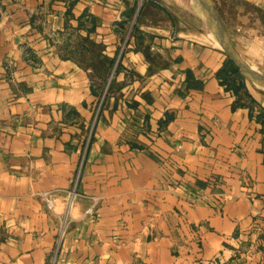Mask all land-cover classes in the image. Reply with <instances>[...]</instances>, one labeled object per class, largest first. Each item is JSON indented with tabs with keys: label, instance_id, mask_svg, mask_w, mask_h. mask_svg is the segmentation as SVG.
Here are the masks:
<instances>
[{
	"label": "crops",
	"instance_id": "1",
	"mask_svg": "<svg viewBox=\"0 0 264 264\" xmlns=\"http://www.w3.org/2000/svg\"><path fill=\"white\" fill-rule=\"evenodd\" d=\"M196 1L0 0V264H264V93ZM209 2L264 76V0Z\"/></svg>",
	"mask_w": 264,
	"mask_h": 264
},
{
	"label": "water",
	"instance_id": "2",
	"mask_svg": "<svg viewBox=\"0 0 264 264\" xmlns=\"http://www.w3.org/2000/svg\"><path fill=\"white\" fill-rule=\"evenodd\" d=\"M198 2L202 7L206 15V19L210 24L212 30L216 34L218 41L222 46L226 56L236 66L241 75L246 80H248L250 84L264 92V76L250 69L236 53L235 49L230 43L228 34L224 26L220 22L209 0H198Z\"/></svg>",
	"mask_w": 264,
	"mask_h": 264
},
{
	"label": "trees",
	"instance_id": "3",
	"mask_svg": "<svg viewBox=\"0 0 264 264\" xmlns=\"http://www.w3.org/2000/svg\"><path fill=\"white\" fill-rule=\"evenodd\" d=\"M223 68L224 69H222V70H223V73L224 74L227 71H229L228 73L231 75L232 81L234 79L238 80V82L233 87L235 91H237L238 89H241L242 87H244V80H245V78L241 75V73L238 71V69L236 68V66L229 59H226Z\"/></svg>",
	"mask_w": 264,
	"mask_h": 264
},
{
	"label": "built area",
	"instance_id": "4",
	"mask_svg": "<svg viewBox=\"0 0 264 264\" xmlns=\"http://www.w3.org/2000/svg\"><path fill=\"white\" fill-rule=\"evenodd\" d=\"M42 196H43V199H44V202H45L47 208L51 209L52 208L51 199L47 196L46 193H43ZM75 196H76V192H75L74 187H73L72 189H70L67 192L68 202H71L75 198ZM94 205H95V200H93L92 203L84 210V214H92ZM64 224H65V221L63 220V226H64ZM62 231H63V228L61 230V233H62Z\"/></svg>",
	"mask_w": 264,
	"mask_h": 264
},
{
	"label": "rangeland",
	"instance_id": "5",
	"mask_svg": "<svg viewBox=\"0 0 264 264\" xmlns=\"http://www.w3.org/2000/svg\"><path fill=\"white\" fill-rule=\"evenodd\" d=\"M193 1H194L195 3L197 2L196 0H193ZM200 9L203 10L201 6H200ZM247 85L249 86V88L254 89V90L257 91V92H262V93H264V92L261 91L260 89L256 88V87L253 86L252 84H250V83L248 82V80H247Z\"/></svg>",
	"mask_w": 264,
	"mask_h": 264
}]
</instances>
